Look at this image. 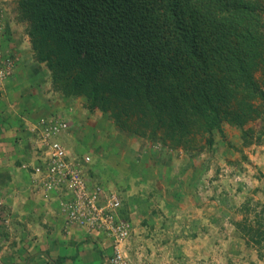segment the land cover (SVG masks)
I'll list each match as a JSON object with an SVG mask.
<instances>
[{
  "label": "trees",
  "instance_id": "obj_1",
  "mask_svg": "<svg viewBox=\"0 0 264 264\" xmlns=\"http://www.w3.org/2000/svg\"><path fill=\"white\" fill-rule=\"evenodd\" d=\"M17 6L52 89L64 99L83 98L123 132L186 150L195 132L210 149L215 134L223 137L222 123L239 129L245 145L251 131L244 126L259 121L264 128V89L255 79L264 67L263 0H17ZM243 225L236 223L260 243V229Z\"/></svg>",
  "mask_w": 264,
  "mask_h": 264
},
{
  "label": "rangeland",
  "instance_id": "obj_2",
  "mask_svg": "<svg viewBox=\"0 0 264 264\" xmlns=\"http://www.w3.org/2000/svg\"><path fill=\"white\" fill-rule=\"evenodd\" d=\"M10 5L15 6V14ZM17 10V0H7L0 4V19L14 23ZM17 22L26 32V24ZM0 55L5 59L0 62L1 69L7 65L6 59L15 65L10 53L0 49ZM12 69L0 86L13 76L15 66ZM43 69L48 72L45 66ZM255 79L264 89V67L255 73ZM58 98L64 99L60 93L54 100ZM71 100L74 109L80 108L74 134L79 139L82 130L84 134L89 132V141L92 135L88 126L103 114L90 110L81 97ZM106 118L109 124L98 128L101 135L93 133L98 137L96 144L105 148L97 152L98 167L108 182L100 185L119 194L122 203L136 206L134 231L127 242L133 264H264V229L257 225L258 221L264 225V128L259 121L244 126L251 131L249 145L244 144L239 129L222 123L223 137L215 134L210 149L201 147L203 140L195 132L187 136L192 149L185 150L172 147L168 141L162 144L156 139L130 135L119 130L107 115ZM160 171L161 180L156 176ZM3 181L0 179V184ZM5 193L0 192V264L5 259L1 248L8 227L3 220ZM248 199L251 203H244ZM153 205L156 216L139 211L140 206L152 210ZM244 205H248V211L241 209ZM145 220L152 228L143 224ZM238 222L253 230L259 228L260 243L240 232Z\"/></svg>",
  "mask_w": 264,
  "mask_h": 264
},
{
  "label": "crops",
  "instance_id": "obj_3",
  "mask_svg": "<svg viewBox=\"0 0 264 264\" xmlns=\"http://www.w3.org/2000/svg\"><path fill=\"white\" fill-rule=\"evenodd\" d=\"M6 1L0 0V4ZM10 6L15 14V6ZM2 20L0 49L14 56L10 58L15 64L13 76L0 86V179L4 178L0 192H6L7 195L4 200L6 218L3 220L8 225L1 248L6 259H3L2 264H109L112 257L109 239L101 232L88 233L77 227H67L58 204L62 193H51L47 198L44 197L32 185L31 170L21 168L22 164L33 166L43 160L33 143L37 122L41 118H62L68 122L69 128L55 140L69 151L72 159L82 162L88 160L85 165L90 185H106L108 181L105 180L104 171L100 173V155L97 154L98 150L103 151L105 148L96 144L95 138L98 137H94L93 133L95 131L101 135L102 130L98 128L106 126L109 121L100 114L88 126L93 140L88 141L89 132L84 134L83 130L81 138H76L74 133L79 125L76 116L80 108L74 109L71 99L54 100L57 93L50 85L49 73L42 64L34 61L29 38L17 22L18 17L12 24L3 23ZM160 173L158 175L155 172L159 180L163 177V172ZM105 185L102 186L104 189L107 187ZM121 204L120 217L132 227L136 206L124 202ZM153 206L152 210L143 206L144 214L156 216V206ZM145 221L143 224L147 226L149 221Z\"/></svg>",
  "mask_w": 264,
  "mask_h": 264
},
{
  "label": "built area",
  "instance_id": "obj_4",
  "mask_svg": "<svg viewBox=\"0 0 264 264\" xmlns=\"http://www.w3.org/2000/svg\"><path fill=\"white\" fill-rule=\"evenodd\" d=\"M1 60L5 59L0 55ZM4 63L7 65L5 69L0 67V81L13 71L9 59ZM34 128L33 143L43 160L33 166L21 165L23 170H31L32 185L46 198L51 193H62L58 204L67 227L101 232L109 239V264H133L127 252L132 227L120 217L121 197L100 185H90L85 165L88 160L72 159L69 151L55 140L68 130V122L62 118H41Z\"/></svg>",
  "mask_w": 264,
  "mask_h": 264
}]
</instances>
